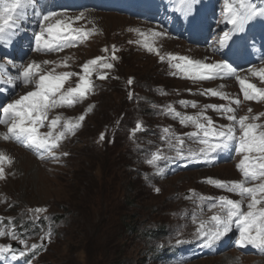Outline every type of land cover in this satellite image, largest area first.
<instances>
[{"label":"rangeland","instance_id":"1","mask_svg":"<svg viewBox=\"0 0 264 264\" xmlns=\"http://www.w3.org/2000/svg\"><path fill=\"white\" fill-rule=\"evenodd\" d=\"M85 7L89 9L70 12L69 17L83 12L85 16L81 21H84L88 20V13L105 14L91 5ZM115 13L105 14L110 21L103 22L102 27H89L98 31L100 28V36L80 49L52 53L47 58L31 56V61L36 62L51 60L59 63L67 59L69 67H60L57 71L73 73H79L81 65L89 59L111 56L113 46L117 59L114 60L116 68L107 79L98 80L93 76L95 90L87 101L49 111L48 121L59 115L61 124L85 115L75 135L67 136L54 150L60 156L59 162L47 155L40 159L35 151L15 141L0 139V153L12 160L10 166L3 165L6 179L0 180V218L4 221L33 214L50 224L54 214L66 215L60 228L61 236L48 252L36 259L37 264H264V255L245 254L235 246L239 237L235 224L232 231L210 248L196 236L199 223L208 222L211 228L210 217L220 212L212 205L223 197V191L213 189L209 179L242 180L238 164L220 163L224 152L212 154L207 162L196 159L195 165L200 166L196 169H191L190 159H181V167L173 162L178 158L160 161L156 167L146 162L158 149L175 157L162 139L164 128H169L178 137L193 130L163 114L166 107L171 105L180 112L183 108L179 107V100L188 98L189 90L198 89L200 85H206V88L215 85L174 77L168 69L167 59L161 62L158 55L147 52L136 43L142 39L136 30L156 31L160 24L148 26ZM79 21L68 22L73 26ZM154 47L165 57L180 53L200 59H203L202 55L210 58L206 52H193L194 49L183 42L167 48L162 41L155 40ZM105 48L109 49L108 53L103 51ZM3 56L4 52L0 51V60L4 59ZM129 79L132 84H128ZM248 79L253 83L255 77L250 75ZM237 86V82H230L221 89L235 92ZM20 88L17 84L15 99L32 90L31 85L22 87L19 92ZM249 102V107L246 103L239 105L247 114L249 108L256 115L264 113V101ZM231 106L236 108L233 104ZM89 108L92 109L90 112ZM211 113L210 118L217 124L219 113L212 108ZM137 123L142 125V130L133 137ZM0 130V136L7 132L3 125ZM48 130L47 126L40 129L41 133ZM102 134L103 141L100 140ZM183 139L185 153L199 149V144L189 137ZM22 153L31 161L34 159L31 168L18 165L17 159ZM158 169L162 174H158ZM157 188L159 192L155 191ZM190 193L194 195L186 199ZM226 194L229 199H240L233 193L226 191ZM246 203L243 205L245 210ZM37 208L46 211L36 213ZM139 227H143L144 237L136 235ZM153 231H158L160 236L151 235ZM178 240L184 243L178 244ZM0 243L12 245L17 242L5 237ZM10 255L6 264H10ZM17 259L22 264L26 262L25 256L17 255Z\"/></svg>","mask_w":264,"mask_h":264},{"label":"snow or ice","instance_id":"2","mask_svg":"<svg viewBox=\"0 0 264 264\" xmlns=\"http://www.w3.org/2000/svg\"><path fill=\"white\" fill-rule=\"evenodd\" d=\"M174 2L178 3V11L183 18H192L187 20L191 23L195 19L196 6L201 3V0H174ZM223 3L226 13L224 23L230 25L231 29L222 30V35L217 41L218 47L213 51L228 48L234 34L244 32L251 22L258 19L264 20V0H260L259 4L255 0H223ZM58 16L61 19H56ZM32 17H38L39 20L38 30L33 35V50L36 52L59 53L65 48L75 46L76 42L87 40L92 35L91 32L73 27L68 22L83 19V12L76 17H67L66 13L40 10V0H0V46L10 48L24 31V25ZM136 31L142 37L136 43L147 52L158 55L161 62L167 59L174 70L173 75L177 72L182 73L184 78L193 82L234 77L240 85L244 100H254L257 103L264 101V88L250 82L247 76L238 74L237 69L228 62L221 60L208 63L172 54L165 57L160 54L159 49L154 47L155 40L165 36V32ZM103 51L108 53L109 49L105 48ZM115 51V46H113L110 60L117 59ZM106 61L108 58L104 56L94 58L81 66V73H73L57 71V68L69 67L67 59L59 63L51 60L21 62L19 67L16 66V61H11L12 72H9L7 65L0 60V95H6L9 90L16 91L17 84L21 87L32 86V90L27 91L26 94L0 105V125L7 128V132L0 136V139L15 141L35 151L40 159H44L47 155L54 162H59L60 156L54 150L67 136L75 135L76 130L85 120V115L82 114L75 120L67 119L61 124L59 115L48 121V113L55 108L73 107L86 100L90 94H94L95 83L92 77L95 75L96 79L105 80L108 77L104 70H110L114 66L110 61ZM48 65L52 67H46ZM247 72L264 83V67H250ZM74 76L78 77V82L75 86L70 85L66 88V83ZM132 82L131 79L128 80V84ZM202 94L228 101V104L208 105L207 107L220 113L231 123L217 126L210 117L204 116L203 113L196 116L184 115L168 105L163 114L179 119L184 126L192 125L196 131L186 135L189 138L198 137L197 143L201 147L195 152L188 150L185 153V140L176 136L169 128H164L162 139L167 143L169 150L175 153V157H169L158 149L146 162L154 167L158 165V162L172 158L203 159L207 162L212 158V154L229 150L235 142L236 151L242 156L237 167L243 179L230 182L209 179L208 183L233 193L240 199L220 197L212 205L213 208H219L220 212L210 217L211 228L208 227V222L201 221L197 227L196 236L204 246L210 248L232 231L233 224H235L239 229L237 247L243 249L251 246L256 250L251 254L264 255V207H261L264 205V124L255 122L260 120V116H264V113L251 117L253 122H249L248 115L237 117L236 109L231 106L232 104L239 106L241 104L239 98L229 97L227 93L217 89H206ZM129 98H132L131 93ZM180 103L184 107L189 106L186 101ZM196 106L195 102L191 103V107ZM91 110V108L88 109L89 112ZM248 111L251 113L252 109L249 108ZM45 126L49 130L41 133L40 129ZM58 128L59 131H57ZM141 130L142 125L137 123L132 133L133 137ZM100 140H104L103 134ZM63 155L66 156L67 153ZM5 163L10 166L12 160L9 156L0 153V180L6 179L3 166ZM158 174H162L161 169H158ZM155 191L159 192V189ZM193 195L194 193H190L186 199L192 198ZM245 202H247L246 210L243 207ZM34 211L41 213L46 210L37 208ZM5 237H10L13 241L19 240V243L24 246L23 250L18 251L19 257H24L27 251H34L37 248V244H32L29 248L26 240L19 238L15 231L0 230V238ZM48 239L50 240V234ZM177 243L183 244L184 241L178 240ZM8 254H11V260L17 259V250L11 244L0 243V261L5 260Z\"/></svg>","mask_w":264,"mask_h":264},{"label":"bare ground","instance_id":"3","mask_svg":"<svg viewBox=\"0 0 264 264\" xmlns=\"http://www.w3.org/2000/svg\"><path fill=\"white\" fill-rule=\"evenodd\" d=\"M75 15V14H74ZM85 16V15H84ZM87 19L90 21V25H91V27H102V23L103 22H106V21H110L109 19H110V17L109 16H107V15H105V14H97V13H88V15H87ZM135 26V25H134ZM136 26H137V24H136ZM141 27V26H140ZM136 28V27H135ZM141 29V28H140ZM101 29L99 28V31H100ZM142 30V29H141ZM144 32V31H143ZM156 40H160V41H162V44H164L167 48L169 47H172V46H174L177 42H174L173 40H172V37L171 36H168V35H165V36H162V37H159V38H157ZM158 43V42H157ZM183 49V48H182ZM193 51V50H192ZM191 52V51H190ZM200 54L201 53H203V52H199ZM197 55H199L198 53H197ZM200 56V55H199ZM250 78V77H249ZM29 89V88H28ZM26 91V90H25ZM0 132H1V130H0ZM7 149V148H6ZM5 149V150H6ZM30 157L27 155V154H23L22 153V156H19L18 157V159H17V161H18V165L19 166H23V167H25V168H27V169H29V168H31L32 166V164L34 163V159H32L33 161H31L30 159H29Z\"/></svg>","mask_w":264,"mask_h":264},{"label":"trees","instance_id":"4","mask_svg":"<svg viewBox=\"0 0 264 264\" xmlns=\"http://www.w3.org/2000/svg\"><path fill=\"white\" fill-rule=\"evenodd\" d=\"M65 217H66V215L65 214H54L53 215V222H52V224H51V227L53 228V231H52V235L54 236V234H55V240H54V242L56 241V239L57 238H59L61 235V231H60V228H61V226L64 224L63 222L65 221ZM45 220H40V222H41V225H42V227H44L45 226V222H44ZM39 222V221H38ZM63 223V224H62ZM37 225L35 226V228H34V230L35 231H37V230H39L40 229V227L38 226V223H36ZM62 224V225H61ZM142 229H143V227H139V229H137L136 231H135V233H136V235H142L143 237L145 236V234L143 233V231H142ZM148 233L149 232H146V234L148 235ZM151 235H153V236H160L159 234L160 233H158V231H156V232H151L150 233ZM149 237H152V236H149ZM54 242H53V244H54ZM156 245V244H155Z\"/></svg>","mask_w":264,"mask_h":264}]
</instances>
